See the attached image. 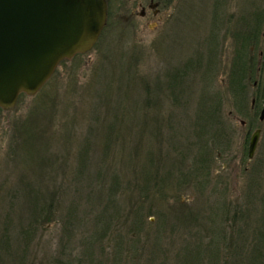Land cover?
Wrapping results in <instances>:
<instances>
[{"label": "rangeland", "instance_id": "obj_1", "mask_svg": "<svg viewBox=\"0 0 264 264\" xmlns=\"http://www.w3.org/2000/svg\"><path fill=\"white\" fill-rule=\"evenodd\" d=\"M137 1L0 109V264H264V122L230 82L244 53L264 83V0Z\"/></svg>", "mask_w": 264, "mask_h": 264}, {"label": "water", "instance_id": "obj_2", "mask_svg": "<svg viewBox=\"0 0 264 264\" xmlns=\"http://www.w3.org/2000/svg\"><path fill=\"white\" fill-rule=\"evenodd\" d=\"M106 20L105 0H0V107L14 109L18 97L34 96L60 62L92 50ZM260 135L251 136L250 159Z\"/></svg>", "mask_w": 264, "mask_h": 264}, {"label": "trees", "instance_id": "obj_3", "mask_svg": "<svg viewBox=\"0 0 264 264\" xmlns=\"http://www.w3.org/2000/svg\"><path fill=\"white\" fill-rule=\"evenodd\" d=\"M242 40L243 42H246L249 41L248 40V37H245L243 35L242 37ZM252 41L251 37H250V42ZM249 42V43H250ZM244 53H239L238 56H239V67H237V69H235V71H233V74H232V78L230 77V82H232L234 88L233 90L231 89V92L234 94V96L238 99L237 101L239 100V109H243L245 110V105L249 102L248 100V88H247V82L250 81V77L251 79L253 78V86L256 82V75L251 74L250 76V72H249V67H248V62L246 61L245 63V60H244ZM255 65V63H254ZM257 65V63H256ZM249 80V81H248ZM249 86V84H248ZM254 98L256 100V104H255V107H254V112L256 113V117L258 116V112L257 110L260 109L261 105H262V101L264 100V83H262L261 81L257 84V86L255 87V92H254ZM236 102V101H235ZM256 109V110H255ZM218 110H214L213 112L210 110L208 111V116L204 117L203 119L201 118L200 120H202V123H203V130H204V133L208 130L207 128L210 126L211 124V119H212V114L216 113ZM210 117V118H208ZM258 118V117H257ZM207 121H210L209 124L206 122ZM251 121L248 123V126L251 125ZM219 127V126H217ZM221 130V129H220ZM219 130V131H220ZM225 133H222L220 134L221 138H223L225 140V136H224ZM222 218H228V216L226 215L225 217H222ZM234 219H235V216H234ZM219 232V231H218ZM213 256H217L218 257V252H214L213 253Z\"/></svg>", "mask_w": 264, "mask_h": 264}, {"label": "flooded vegetation", "instance_id": "obj_4", "mask_svg": "<svg viewBox=\"0 0 264 264\" xmlns=\"http://www.w3.org/2000/svg\"><path fill=\"white\" fill-rule=\"evenodd\" d=\"M107 2V24L105 28L108 25V20H109V10L111 6V0H106ZM161 6H162V1L161 0H138L136 4L130 5L128 12H129V17L127 18L130 22L135 21L137 18L142 19L143 21H151L157 18V22L160 19L161 16ZM142 21V22H143ZM87 55V54H86ZM84 56V55H82ZM259 58L257 59V64H258V69L263 70L264 66V52L259 53ZM260 78L255 82L254 87L257 86V84L260 82ZM262 82V81H261ZM255 99V98H254ZM254 103L256 104V100H254ZM255 107V105H254ZM262 106L260 109L257 110V112H260ZM256 110V109H255Z\"/></svg>", "mask_w": 264, "mask_h": 264}]
</instances>
